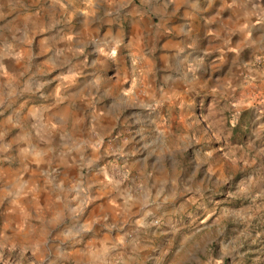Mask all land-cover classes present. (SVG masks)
Returning a JSON list of instances; mask_svg holds the SVG:
<instances>
[{"label": "rangeland", "instance_id": "1", "mask_svg": "<svg viewBox=\"0 0 264 264\" xmlns=\"http://www.w3.org/2000/svg\"><path fill=\"white\" fill-rule=\"evenodd\" d=\"M182 1L0 0V264H264V0Z\"/></svg>", "mask_w": 264, "mask_h": 264}, {"label": "crops", "instance_id": "2", "mask_svg": "<svg viewBox=\"0 0 264 264\" xmlns=\"http://www.w3.org/2000/svg\"><path fill=\"white\" fill-rule=\"evenodd\" d=\"M173 5H176V6H178V8H180V6L183 5V1L182 0H175ZM183 6H187V4L185 3ZM240 9H239V12H241ZM262 27H263V30H262V35L263 36L262 37L264 38V21L262 23ZM106 29L108 30V35L106 36V38L108 40H115V38H119V35L117 36L116 35L117 32H115V29H118V31H119V27L118 28H114V26L112 24H108V27ZM149 31H150V27H148L147 24L142 23L141 20L137 19L135 21H132V23H131V40L129 42V45L131 47H133V48H134V46L136 44L143 45V43L145 41V37H146V35H147V33ZM255 31H256V28H255V26H253L249 36L250 37H254L255 36ZM175 51L176 50H174V51L171 50V52H166L163 55L168 60H174L171 55H172V52H175ZM167 66L169 68L168 70H172V68H170L171 67V63L170 62L167 63Z\"/></svg>", "mask_w": 264, "mask_h": 264}]
</instances>
